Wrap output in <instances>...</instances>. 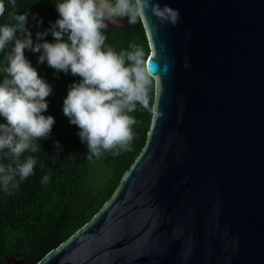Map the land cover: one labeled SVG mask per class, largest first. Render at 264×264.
I'll return each instance as SVG.
<instances>
[{
	"label": "water",
	"instance_id": "water-1",
	"mask_svg": "<svg viewBox=\"0 0 264 264\" xmlns=\"http://www.w3.org/2000/svg\"><path fill=\"white\" fill-rule=\"evenodd\" d=\"M153 2L179 21L141 22L156 67L144 145L35 264H264V0Z\"/></svg>",
	"mask_w": 264,
	"mask_h": 264
},
{
	"label": "clouds",
	"instance_id": "clouds-1",
	"mask_svg": "<svg viewBox=\"0 0 264 264\" xmlns=\"http://www.w3.org/2000/svg\"><path fill=\"white\" fill-rule=\"evenodd\" d=\"M12 8L16 0H9ZM8 5L0 0V17ZM162 23L176 25L179 12L167 5L161 7L153 0H60L55 4L59 18L48 29L36 33V41L26 25L28 16L12 12V23L0 24V187L11 194L21 182L33 175L37 163L39 140L49 139L55 119L44 115L51 85L44 80L25 56V50L39 53L37 63L54 69L56 73H70L79 77L69 85L63 99L62 111L69 123L78 128L81 143L87 146V159H100L104 153L118 156L132 151L136 120L131 113L140 109L153 112L150 107L156 67L146 62L144 48L130 43L128 50L117 52L106 46L105 30L109 24L122 27L145 20V10ZM42 20L37 22V26ZM51 34L54 42L45 36ZM184 67H188L185 63ZM167 66L165 67V71ZM53 147L61 150L58 141ZM55 158V157H53ZM45 175L42 183H47Z\"/></svg>",
	"mask_w": 264,
	"mask_h": 264
},
{
	"label": "trees",
	"instance_id": "trees-1",
	"mask_svg": "<svg viewBox=\"0 0 264 264\" xmlns=\"http://www.w3.org/2000/svg\"><path fill=\"white\" fill-rule=\"evenodd\" d=\"M58 2L60 0H16V6L12 8L9 0H5L8 7L5 15L0 17V24L12 23V12L35 14L36 19L33 15L28 16L26 27L36 41V33L45 31L59 18L55 9ZM39 20L42 24L37 26ZM105 35L106 46L120 52L128 50L130 43H136L144 48L147 58L149 49L141 22L128 25L126 19L122 28L108 27ZM44 39L54 42L51 34ZM3 55L0 54V66H3ZM25 56L52 87V94L47 97L48 109L43 114L54 117L55 124L49 139L36 142L40 145L36 153L28 152L21 157L23 160L32 155L36 159L33 175L11 194L0 187V264L14 254L23 264H35L85 224L110 197L122 174L143 147L151 119V111L138 106L130 114L136 120L132 151L118 156L104 153L100 159L89 161L87 146L81 143L78 128L69 123L62 111L69 85L80 78L70 73H56L46 62L38 64L39 53L25 50ZM2 79L3 74H0ZM153 97L154 81L150 107ZM4 122L0 117V123ZM54 141L59 142L61 150L53 147ZM0 162L8 163L6 160ZM45 175L49 176L46 184L41 182Z\"/></svg>",
	"mask_w": 264,
	"mask_h": 264
},
{
	"label": "flooded vegetation",
	"instance_id": "flooded-vegetation-1",
	"mask_svg": "<svg viewBox=\"0 0 264 264\" xmlns=\"http://www.w3.org/2000/svg\"><path fill=\"white\" fill-rule=\"evenodd\" d=\"M125 22H126V18L123 20L122 27L124 26ZM109 27H113V28H116V29H118V28H122V27H115V26H113V25H109ZM15 260H19V259H18V258L16 259V257H15ZM19 261H20V260H19ZM13 262H14V261H13ZM13 262H11V261H9L8 259H6V260H4V262H3L2 264H14ZM15 263H16V262H15ZM20 263L23 264L21 261H20Z\"/></svg>",
	"mask_w": 264,
	"mask_h": 264
}]
</instances>
